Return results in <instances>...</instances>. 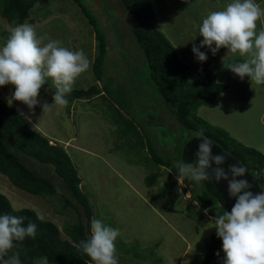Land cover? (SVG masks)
Returning a JSON list of instances; mask_svg holds the SVG:
<instances>
[{
  "label": "rangeland",
  "instance_id": "obj_1",
  "mask_svg": "<svg viewBox=\"0 0 264 264\" xmlns=\"http://www.w3.org/2000/svg\"><path fill=\"white\" fill-rule=\"evenodd\" d=\"M221 1L225 2L149 0L154 28L178 48L180 60L190 65L187 78L191 83H196L203 62L198 61L192 50H185L187 37L183 29H186L187 20L191 25L192 18L199 19L204 9H222ZM81 3L87 6L93 19L86 17L75 0H42L32 9L27 23L35 27L43 43L56 40L70 50L83 49L89 57L90 70L77 79L73 90L102 85L93 69L99 53L96 29L102 31L107 38L108 50L104 82L113 78L116 80L114 87L123 82L122 85L140 102L142 117H138V121L156 113L151 115L150 120L155 119L159 124L158 113L163 112H158L161 103L158 94L144 79V67H140L143 63L142 51L132 37L131 16L125 12L122 2L81 0ZM11 31L7 20L0 14V43L8 38ZM201 51L207 55V50ZM226 55L222 54V58ZM233 56L229 54L227 58ZM238 62H243V58H238ZM228 63L225 60L218 62L220 65L212 73L235 85L239 77L226 67ZM45 85L55 91L51 78ZM45 85L38 97L40 103L34 109H29L20 101L9 104L14 85L0 87V97L10 106L17 107L35 131L47 137L52 145L62 146L70 156L81 179V190L89 200L92 219H101L120 231L115 241L119 264H208L203 259L216 252L218 243L215 239L218 237L214 220L222 211L218 210L214 215L205 213L200 224L193 220L195 213L191 206L197 207L195 186L186 184L183 176L178 177L170 169L158 166L150 160L148 152L130 144L133 139L127 140L115 124L118 116L111 99L102 95L86 100L67 98V106L53 105L44 112V103H54L53 93L46 91ZM246 97L249 99L243 93V98ZM223 101L215 109L201 107L197 115L212 127L225 131L238 143L264 152V125L260 120L264 99L256 103V107L255 103L244 104L239 98L237 101ZM172 135L175 137L177 134L173 131ZM158 137L161 142V135L158 134ZM176 150V145L172 146L170 154L174 157ZM152 174L159 177L155 186L148 188L146 178ZM172 181L174 185L166 197H162L161 192ZM0 193L10 200L16 210L32 209L42 220L55 223L62 232L77 222L75 211L65 208L59 197L31 195L16 188L1 173ZM63 238H66L64 234ZM224 257L209 264H223Z\"/></svg>",
  "mask_w": 264,
  "mask_h": 264
},
{
  "label": "trees",
  "instance_id": "obj_2",
  "mask_svg": "<svg viewBox=\"0 0 264 264\" xmlns=\"http://www.w3.org/2000/svg\"><path fill=\"white\" fill-rule=\"evenodd\" d=\"M41 1L0 0V14L13 29L17 24L27 22L32 9ZM75 1L82 7L86 17L92 18L87 6H82L81 0ZM120 1L125 12L131 16L132 37L142 51L143 63L140 67H144V79L152 91L158 94L161 103L158 112H163L158 113L161 119L158 120L159 124L155 119L150 120L151 115L156 113L138 121V117H142L140 102L122 85L123 82L115 87L116 80L113 78L104 82L107 38L96 27L99 53L93 69L102 85L97 84L87 90H73L67 98L86 100L104 93L103 96L111 99L118 116L115 124L127 140L133 139L134 143L130 144L139 146L142 152H148L150 160L175 172L178 177L182 176H179L177 162H188L187 147L200 138L196 134L203 133L226 154L236 158L264 190V155L238 143L225 131L212 127L197 115L201 107H218V96L225 90V86L217 81L209 66L199 69L196 83H191L187 78L190 68L180 60L169 39L154 28L149 0ZM45 90L54 94L46 85ZM172 127L177 134L175 137L172 135ZM186 132L193 134L191 140L186 139ZM158 134L162 137L161 142ZM171 145H176L175 157L170 154ZM0 173L16 188L31 195L59 197L65 208H72L77 217V222L62 232L55 223L39 219L38 213L32 209L13 210L10 200L0 193V215L24 217L25 226L29 222L37 225L35 239L26 238L19 243L22 264H34L42 256L48 257L49 264H93L79 250L80 241L87 239L90 234L93 213L87 196L81 190V179L70 156L62 146L52 145L47 137L35 131L24 116L1 97ZM158 177V174L147 177L146 186L153 188ZM183 181L195 186L197 207L191 206V209L194 210L193 220L197 224L202 222L205 213L214 215L218 210L224 211L219 202L208 193L204 182L197 184L185 177ZM174 183L172 181L167 184L161 192L162 197H166ZM63 234L66 238H63ZM215 243H218L216 252L209 254L203 262L209 264L225 256L222 240L216 238Z\"/></svg>",
  "mask_w": 264,
  "mask_h": 264
},
{
  "label": "clouds",
  "instance_id": "obj_3",
  "mask_svg": "<svg viewBox=\"0 0 264 264\" xmlns=\"http://www.w3.org/2000/svg\"><path fill=\"white\" fill-rule=\"evenodd\" d=\"M199 33L203 37L200 47L192 49L198 61L208 59L206 53L200 51L202 47L207 46L213 54L226 48L237 57L226 67L241 80L247 76L252 85L264 87V7L257 0H230L222 10L210 11L199 26ZM238 58H243V62H238ZM90 66L83 49L73 51L56 40L45 44L35 27L27 22L17 24L0 43V87L14 85L9 104L20 101L34 109L40 103L41 88L51 78L55 85L54 103H44L43 111L53 105L65 107L75 82ZM192 135L185 133L189 140ZM196 135L200 138L196 140L199 143L192 161H178L176 167L179 176L197 184L213 180L227 182L228 195L236 202L230 212L224 210L214 220L216 235L222 240L225 253L223 264H264V191L254 194L247 179H238L245 177L247 169L241 163L225 168L228 156L225 153L214 155L215 144L203 133ZM36 235L35 223L25 226L24 217L0 215L2 264H22L19 243L26 238L35 239ZM119 236L118 228L93 218L90 234L80 241L79 250L93 264H119L115 247ZM34 264H49V259L42 256Z\"/></svg>",
  "mask_w": 264,
  "mask_h": 264
},
{
  "label": "crops",
  "instance_id": "obj_4",
  "mask_svg": "<svg viewBox=\"0 0 264 264\" xmlns=\"http://www.w3.org/2000/svg\"><path fill=\"white\" fill-rule=\"evenodd\" d=\"M223 2L224 1H221L222 9L225 7V5L228 2H230V0H225V2L224 3ZM257 3H260L261 6L264 7V0H257ZM222 9H218V10H222ZM215 10L216 9H210V8L204 9V12L202 13V15H201V17L199 19L198 18H192L191 25H190L189 20L186 21L187 22L186 29L185 30L183 29V33H185V37H187V43L185 45L186 46L185 50H192L194 46L200 47V44H201V41L203 40V37L200 36L199 26L202 23L203 18H205L210 11H215ZM174 47L178 51V48L175 45H174ZM201 50H203V51L207 50V57H208V59L205 62H203V65L201 66V68L204 67V66H209V69H210L211 72H214L215 68L218 65H220V64H218V62L224 61V60L227 61V62H231L232 60H234L236 58L235 56H233L232 58L228 59L227 56L229 54H232V53H230V52L228 53V49H226V48H221L215 54H213L212 51L207 46L200 48V51ZM220 52H221V55H218V54H220ZM224 53L228 54V55H226L224 58H222L223 57L222 54H224ZM182 62H184L190 68L189 64H187L183 60H182ZM221 69H222V67H221ZM215 77L217 78V81L219 83H222L225 86V90L218 96L219 97V105H221V102L224 99L225 100H235V101H237L238 98H239L240 102H243L244 104L245 103H249V104L255 103L254 107H256V103H258L261 99H264V87L252 85L251 81H250V78L247 77V76L243 80H241L240 77L238 76L239 77V81L235 85H231L230 82H225L223 77H219V76H215ZM243 93L245 95L249 96V99H247V97L243 98ZM101 95L103 96L104 93H102ZM104 97H106V96H104ZM223 102H225V101H223ZM249 107H250V105H249ZM13 108H15L18 112H20L17 107L13 106ZM245 110H244V112H246ZM260 120L262 121V125H264V122H263V120H264V109H263V113H262V115L260 117ZM248 128H250V125H248ZM241 144H243V143H241ZM258 151H260V149ZM260 152H263V150H261Z\"/></svg>",
  "mask_w": 264,
  "mask_h": 264
},
{
  "label": "water",
  "instance_id": "obj_5",
  "mask_svg": "<svg viewBox=\"0 0 264 264\" xmlns=\"http://www.w3.org/2000/svg\"><path fill=\"white\" fill-rule=\"evenodd\" d=\"M199 141L192 143L191 145H189L187 147V160L188 162L192 161V154L195 151L196 148V144H198ZM214 155L215 154H222L225 153L219 146L215 145L214 149H213ZM226 154V153H225ZM228 156L227 158V162L225 164V168L228 167V165L233 164V163H240L236 158L226 154ZM238 179H247L248 182L252 185V188L250 189L254 194L259 193L264 191L257 179L248 171L245 174V177H241ZM206 189L208 191V193L214 197L220 204V206L227 211H231V208L233 207V205L235 204V199L229 197L228 195V186H227V182L226 181H221L219 183H217L215 180H213V182L207 181L204 182Z\"/></svg>",
  "mask_w": 264,
  "mask_h": 264
},
{
  "label": "bare ground",
  "instance_id": "obj_6",
  "mask_svg": "<svg viewBox=\"0 0 264 264\" xmlns=\"http://www.w3.org/2000/svg\"><path fill=\"white\" fill-rule=\"evenodd\" d=\"M238 119V118H237ZM238 122V121H237ZM92 201V200H91Z\"/></svg>",
  "mask_w": 264,
  "mask_h": 264
}]
</instances>
